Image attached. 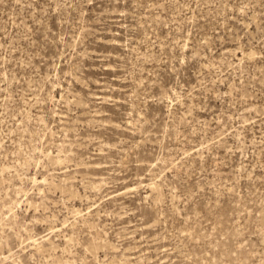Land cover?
<instances>
[{
	"label": "rangeland",
	"instance_id": "374dc122",
	"mask_svg": "<svg viewBox=\"0 0 264 264\" xmlns=\"http://www.w3.org/2000/svg\"><path fill=\"white\" fill-rule=\"evenodd\" d=\"M0 264H264V0H0Z\"/></svg>",
	"mask_w": 264,
	"mask_h": 264
}]
</instances>
